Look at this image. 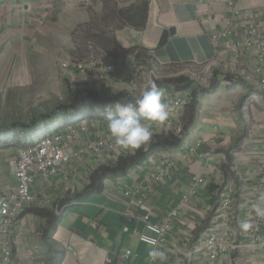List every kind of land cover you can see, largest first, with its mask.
<instances>
[{
    "label": "crops",
    "instance_id": "0c3cea01",
    "mask_svg": "<svg viewBox=\"0 0 264 264\" xmlns=\"http://www.w3.org/2000/svg\"><path fill=\"white\" fill-rule=\"evenodd\" d=\"M229 1H235L243 10L253 11L264 24V0H205L201 3L197 0H148L144 29L125 30L120 44L124 49L132 50L125 46V43H130L139 50L141 56L151 58L147 62L143 57H138L140 62L152 61L153 65L165 68L190 64L206 67L214 74L231 71L242 77L253 71L256 58L244 56L240 64L232 68L230 62L234 61V57L231 59L227 56L223 47L217 51L210 37L213 32L222 31L225 21L231 17ZM51 9L49 0H0L2 97L8 88L31 85L26 81V72L30 71L32 56L36 51L38 25ZM172 28L176 29V35L160 48L158 45L163 31ZM132 33L136 34L133 41ZM74 76L78 78L76 82L80 84L77 85L79 89L89 88L100 93L97 88L99 84L90 78L78 74ZM87 82L89 84L84 85ZM109 85L111 91L116 92L115 95L130 88V84ZM250 85H239L231 90L221 85L216 92L201 98L195 124L181 147L155 150L153 159H147L144 165L132 168L127 176L106 179L102 193H85L98 166L96 163L94 170L88 169L77 177L74 186L70 180L60 178L40 181L33 191L43 192L42 199L48 201L49 211L53 212L54 204L67 195L68 207L61 215V222L53 236L58 249L65 253L62 264H123L122 256L128 249L138 257L127 260L125 264H149V252L153 248L141 243L132 234V226L126 223L122 215L124 205L118 196L109 193L133 187L150 170H157L171 159L177 163L178 168L172 171L173 174L163 184H151L149 204L155 218L159 220L185 199H191L192 205H188L186 213L181 215L180 222L175 226V236L181 249L193 239V233L196 238L202 235L222 198L230 194L237 206L242 196H253L259 168L264 164V109L256 112L253 110L250 115L246 112L248 107L245 103L244 108L241 105ZM261 102L264 105V99ZM246 123L250 125L248 138L241 150L232 156V161L228 162L226 152L243 135ZM33 140H28L27 145ZM16 149L12 158L16 155ZM8 163L7 169L0 166V198L17 185ZM74 165H70L69 170ZM196 178H203L205 183L198 186ZM192 206H197L206 219L191 210ZM35 208L38 207H32ZM96 223L98 227H94ZM126 226L130 228L128 234L123 231ZM44 227L46 221L31 213L21 217L14 228L13 264L51 262L55 254L43 240ZM164 251L168 255L164 264H177L175 250L165 245ZM1 258L0 250V264ZM197 260L198 264L207 263L201 254L197 255ZM239 261L238 256L229 255L220 259L218 264H244Z\"/></svg>",
    "mask_w": 264,
    "mask_h": 264
},
{
    "label": "built area",
    "instance_id": "2783aa9c",
    "mask_svg": "<svg viewBox=\"0 0 264 264\" xmlns=\"http://www.w3.org/2000/svg\"><path fill=\"white\" fill-rule=\"evenodd\" d=\"M197 1L201 3L205 0ZM228 9L231 17L225 21L222 31L210 35L211 41L217 51L223 47L227 56L231 59L234 57V61L230 62L232 68L237 67L244 56L255 57L254 78L264 88V24L253 11L239 8L235 1L228 2ZM135 35L131 34V41L135 39ZM131 49L136 48L131 45ZM138 54L139 50L136 49L130 54L107 56L88 62L70 58L62 66L67 70L80 71L97 84L122 86L130 84L135 99L141 93L138 92L141 85L143 89L149 81L156 83L158 79L153 71H144ZM160 90L163 92L164 103L168 106V119L163 123L146 120L143 117L141 120L150 127L153 137H182L185 131L186 111L192 100L191 92L166 88ZM107 124V118L80 120L16 149V155L9 160L8 167L17 185L0 198L1 264H13L14 228L19 224L21 217L35 206L48 210V201L42 199L43 192L33 191L40 181L60 178L70 180L74 186L77 177L79 178L83 172L96 168L93 167L94 163L98 165L97 170L101 167H114L122 158L137 156L140 149L134 152L125 151L115 145ZM149 149V143L144 145V152H148ZM155 154L150 153L148 159H153ZM73 163H75L73 169L69 170ZM177 168V163L171 159L157 170H150L143 176L142 181L133 187L109 193L118 196L124 205L125 211L122 215L126 223L132 226V234L138 237L141 243L152 248L164 251L165 245H170L175 250L177 264H198L199 254L205 256L206 264H218L220 259L229 255L238 256L244 264H264V218L256 217L251 211V204L256 196L264 192V164L259 168L253 196H242L237 206L230 194L222 198L202 235L196 238L193 233L192 238L195 241L192 245L190 243L193 239L185 243L182 249L178 247L175 226L180 222L181 215L186 213L188 205H192L191 199H185L176 209H172L159 220L155 218L153 208L149 204L151 184H163ZM196 181L198 186L205 183L203 178H196ZM66 200L67 195L54 204L53 212L56 215L61 216L68 207ZM190 209L203 217L197 206ZM203 219H206L205 216ZM245 220H251L255 225L254 229L243 231L240 224ZM94 227H98V224L96 223ZM123 231L128 234L130 228L126 226ZM153 240L155 244L150 243ZM137 257L138 255L128 249L122 256L123 264ZM148 261L149 264L160 263L151 257Z\"/></svg>",
    "mask_w": 264,
    "mask_h": 264
},
{
    "label": "rangeland",
    "instance_id": "374dc122",
    "mask_svg": "<svg viewBox=\"0 0 264 264\" xmlns=\"http://www.w3.org/2000/svg\"><path fill=\"white\" fill-rule=\"evenodd\" d=\"M49 1L52 9L46 17L40 20L36 51H34L32 56L30 71L26 72V81L31 83V85L8 88L6 89L7 92L5 91L2 94L3 97L0 95V166L4 167V169H7V162L14 156L15 149L27 145L28 140L34 139L33 141H35L43 135L50 134L55 130L58 131L60 127H67L79 120L78 112L66 113L60 111L56 112L55 119L52 121L44 122L38 120L37 128L32 131L8 128L15 123L28 124L31 120L38 119L40 115L51 114L56 109H61L69 101L67 87H70L71 91L81 90L77 87L80 84H77L76 79L78 78L74 75L84 76V74L74 69L67 70L63 68V63L70 58L88 62L92 59L114 56L116 52L109 53L105 51L106 43L110 45L111 41L117 40L120 44L124 38L122 33L125 30H137L129 22H131V19H136L135 17L137 16L141 17L143 7L148 3V0ZM79 28L80 30L75 38L81 49L77 50L72 34ZM91 35L102 38L103 43L99 46L90 44L87 41L90 40L89 37ZM86 42L89 46L84 49ZM125 46L131 47V44L125 43ZM122 48L124 49V47ZM122 54H117V56ZM140 63L144 65V71L150 70L156 74L158 77L156 81H166L181 77L189 79L191 90L198 89L203 91L209 88L215 80L221 82L222 86H228L225 83L228 74L234 77H241L240 74L231 71L218 73L217 76V72L214 74L208 71L206 67H194L190 64L165 68L157 65L152 66L151 63L144 61ZM254 72L253 69L251 73L247 74L248 72H246L247 75H242L243 78L254 82L251 83L241 103L243 108L245 105L248 107L246 112H249L250 115L253 110L256 112V110L264 109V105L261 102L264 99V88L260 89V83L253 77L255 76ZM72 76L74 78H71ZM66 79L69 81V86L65 84ZM88 82L84 85L89 84L91 81ZM90 84L94 85L92 82ZM108 86L110 85L107 83H100L97 88H99V92L104 97L115 96L116 92L111 91ZM138 89V92L141 91L142 85ZM127 90L133 94L132 89L129 88ZM207 95L204 94L200 97L204 98ZM252 107L254 108L251 109ZM92 114L96 118H107L106 110L95 109ZM187 117L188 112L185 120ZM247 124L249 125V123Z\"/></svg>",
    "mask_w": 264,
    "mask_h": 264
},
{
    "label": "trees",
    "instance_id": "16d2710c",
    "mask_svg": "<svg viewBox=\"0 0 264 264\" xmlns=\"http://www.w3.org/2000/svg\"><path fill=\"white\" fill-rule=\"evenodd\" d=\"M143 14L142 16H137L135 17L136 19H131L130 25L133 26L134 28L137 29V31H140L144 29L147 21V11H148V3L145 7H143ZM139 15V14H138ZM89 26V25H87ZM88 28V27H85ZM80 28L78 30H75L73 32V39H74V45L77 50L81 49L80 44L77 43V40L75 38L76 34L79 32ZM90 44H97L99 46L100 44L103 43V39L97 36L91 35L89 37ZM87 42L85 44L84 49H87L89 45H87ZM110 45L106 43V48L104 47L109 53L116 52L114 56H117V54H130L134 50H127L123 49L122 46L118 43V41H111ZM112 44V47H111ZM94 48H98L96 46H93ZM122 50V51H121ZM125 50V51H124ZM121 51V53H119ZM138 57L142 58L140 54ZM144 59L151 60V58L148 57H143ZM150 63L153 66L152 61ZM218 76V73H217ZM225 83H227V88L228 89H234L238 85H248L252 82L251 80H248L247 78L243 77H234L230 74L227 75ZM65 84L69 86V81L66 79ZM221 82L218 80H215L212 82L211 86L207 89H204L203 91H199L198 89L191 90V82L189 79H186L184 77L178 78V79H170L166 81H157L155 85L161 89V88H166L168 90H177L179 92H186V91H191V102L188 105L187 111L188 112V117L186 119V124H185V131L182 137L176 138V137H165V136H154L152 137V140L150 141V149L148 152H144V146L141 147L139 153L137 156L132 157V158H122L119 160L116 166L114 167H101L97 169L94 174H92L90 180H91V185L87 188L85 191L86 194H91V193H102L104 191V181L110 177H125L128 175L129 171L140 165L141 163L145 162L150 153L154 152L155 150H169V149H176L182 146L186 136L189 134L190 130L192 129L193 125L195 124V121L197 119L199 107L201 104V95L204 94H211L216 92L220 86ZM260 89H262V86L260 85ZM67 92H68V97L69 101L66 105H63L60 108L56 109L53 113L51 114H46V115H40L38 119H33L31 120L28 124H23V123H15L9 126L8 128L12 127L14 129L20 128L21 131H32L33 129L37 128V121H52L55 119V114L56 112L64 111V112H78V117L79 120H91V119H99L93 116V111L95 109H102L106 110L108 106H112L115 103H126L129 100H134V95L129 92V91H123L118 95L111 96V97H104L102 94L98 93L97 91H94L92 89L86 88L85 90H80V91H71L70 87H67ZM200 92V94H199ZM91 107V108H90ZM101 119H105V117H101ZM76 121V122H78ZM249 125L246 123L245 124V130L243 135L236 140L234 145L227 150L226 156H227V161L231 162L232 161V156L239 152L244 144V142L247 140L248 135H249ZM33 142V141H32ZM26 146V145H24ZM33 214L39 219L45 220L46 221V227L42 228V236L43 240L49 244L50 248L54 251V258L51 260L49 264H62L65 253L64 251L58 249L56 241H54V234L57 230L58 225L61 222L62 216H58L55 213L51 211H46L45 209H29L24 215L26 214ZM23 215V216H24ZM198 233V231H197Z\"/></svg>",
    "mask_w": 264,
    "mask_h": 264
},
{
    "label": "clouds",
    "instance_id": "9594fccd",
    "mask_svg": "<svg viewBox=\"0 0 264 264\" xmlns=\"http://www.w3.org/2000/svg\"><path fill=\"white\" fill-rule=\"evenodd\" d=\"M106 113L107 127L115 145L125 151L133 152L150 143L153 137L152 130L142 122L141 117L163 123L169 116L168 106L163 100V92L152 81L141 90L139 97L126 103L108 106ZM251 211L256 217L264 218V192L256 196L251 204ZM254 227L251 220H245L240 224V228L245 232ZM150 243L156 242L153 240ZM149 256L154 261L158 260L160 264H164L168 258L165 251L157 248L150 250Z\"/></svg>",
    "mask_w": 264,
    "mask_h": 264
},
{
    "label": "water",
    "instance_id": "95a60500",
    "mask_svg": "<svg viewBox=\"0 0 264 264\" xmlns=\"http://www.w3.org/2000/svg\"><path fill=\"white\" fill-rule=\"evenodd\" d=\"M176 35V29L175 28H172V29H165L163 31V34L161 36V39L159 41V47H164L167 42L169 41L170 37H173Z\"/></svg>",
    "mask_w": 264,
    "mask_h": 264
}]
</instances>
